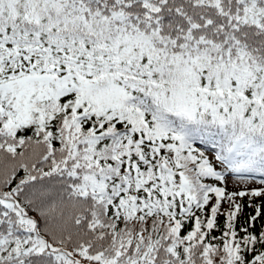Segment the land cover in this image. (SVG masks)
Wrapping results in <instances>:
<instances>
[{"label": "snow or ice", "instance_id": "snow-or-ice-1", "mask_svg": "<svg viewBox=\"0 0 264 264\" xmlns=\"http://www.w3.org/2000/svg\"><path fill=\"white\" fill-rule=\"evenodd\" d=\"M0 264H264V0H0Z\"/></svg>", "mask_w": 264, "mask_h": 264}]
</instances>
